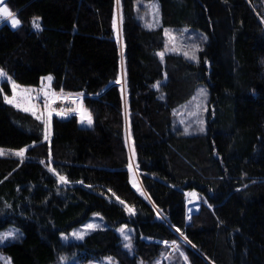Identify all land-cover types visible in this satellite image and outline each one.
<instances>
[{
    "label": "trees",
    "instance_id": "trees-1",
    "mask_svg": "<svg viewBox=\"0 0 264 264\" xmlns=\"http://www.w3.org/2000/svg\"><path fill=\"white\" fill-rule=\"evenodd\" d=\"M134 2L5 0L21 23L0 22V69L19 84L49 74L52 91L84 93L91 123L53 114L45 139L41 120L5 102L0 80V228L20 231L0 252L10 264H149L175 242L186 259L177 264H264V0H155V27ZM182 26L205 36L196 61L159 56L163 28ZM199 83L206 129L185 134L172 109ZM185 190L198 198L188 221ZM91 212L106 225L62 243L58 233ZM121 223L132 228L129 251Z\"/></svg>",
    "mask_w": 264,
    "mask_h": 264
},
{
    "label": "rangeland",
    "instance_id": "rangeland-1",
    "mask_svg": "<svg viewBox=\"0 0 264 264\" xmlns=\"http://www.w3.org/2000/svg\"><path fill=\"white\" fill-rule=\"evenodd\" d=\"M136 15L141 24L145 27H155L160 24V15L158 11L157 4L155 0H135ZM264 15V7H263ZM261 19V18H260ZM116 26H118V16H117V6H116ZM6 22L8 25L9 20H0V22ZM262 21V20H261ZM264 27V19L262 21ZM205 36L202 33L192 30L186 26L182 27H164L163 28V46L160 50L157 51V54L161 56V53L173 52L178 53L184 56L186 59L191 61H196L197 59V50L201 47ZM188 53V55H185ZM195 55L196 59L193 60L190 57ZM0 80H6L10 87L9 98L13 97V88L12 81L8 79V76L5 78H0ZM17 86L15 90V101L10 103L16 108L27 111L36 118L39 117V120L43 124V137L45 138V133L47 131L48 138L51 131L50 117L53 115L48 109V100L44 98L43 91H41L38 86L34 87L32 85H24L14 82ZM158 82L154 83V86H157ZM204 92V95H201V92ZM4 96V97H5ZM207 98L208 90L207 86L204 83H199L195 86L193 92L184 99L182 102L176 104L172 109V124L175 127H178L182 132L192 133V132H202L200 129L203 128V131L206 129L207 122ZM79 106V102H78ZM81 113L83 116L87 117L88 114L83 109L81 102ZM38 119V118H37ZM20 149L13 150L17 152ZM129 181L133 187L139 186V180L137 176V171L134 166L133 161H129ZM58 177V175H57ZM190 191V192H189ZM190 196V197H189ZM189 197V200H187ZM187 200L186 204V221L189 220V212L197 208L198 198L192 190L184 191V200ZM89 224L98 225L94 228H102L106 225L104 219L98 212H91L89 216L81 221L80 223L72 226L67 231H62L58 233V237L62 243L70 241H79L74 233H82L83 236L93 229H86V226ZM122 227L126 228V234L129 235L132 232L131 226H128L124 223H121L114 227L115 231L120 236V242L122 247L125 250H130L125 247L129 241L124 239V236L119 231ZM13 233V236L9 239L0 242V244L5 241H10L19 236V229L11 224H8L0 228V234ZM181 241H184L183 236L180 234ZM180 261L186 263L185 256L181 251L179 245L175 242H168L164 245L163 252H161L151 263L149 264H177ZM115 264L114 259L109 256L101 257L98 259H90L86 262H78L74 260L73 257L67 258L64 257L59 259L58 264ZM0 264H10L9 259L0 252ZM138 264H147L139 262Z\"/></svg>",
    "mask_w": 264,
    "mask_h": 264
},
{
    "label": "snow or ice",
    "instance_id": "snow-or-ice-1",
    "mask_svg": "<svg viewBox=\"0 0 264 264\" xmlns=\"http://www.w3.org/2000/svg\"><path fill=\"white\" fill-rule=\"evenodd\" d=\"M0 20H10L11 25L14 28L18 27L20 25V23H21V21L19 19H17L15 17V14L9 9L7 4L5 3V0H0ZM33 27L36 28L37 30L40 29V23H39V18L38 17L34 18ZM160 55L163 56V53H161ZM185 55H188V53H185ZM190 58L193 59V60L196 59L194 54ZM5 77H7V74L2 69H0V78H5ZM8 79L10 80V78H8ZM46 79L51 81L52 78L51 77H47ZM12 88H13V97L9 98L8 96H5L4 99H5L6 103H14V101H15V90H16L17 86L15 85L14 82H12ZM204 94L205 93L202 91L201 95H204ZM37 118L39 119V117H37ZM83 119H84V117H82V122H83ZM87 121H88L89 124L91 123V116L90 115L87 116ZM200 130L203 131V128H201ZM45 139H48L47 131L45 133ZM26 151H27V149H21V150L15 152L14 154L16 156H19V157L23 158ZM0 154H3L2 151H0ZM49 170L50 171H54V169H51V168ZM57 175H58V180H59L60 183H65V184L69 183L67 177H65L63 175H59V174H57ZM120 202L123 203V201H120ZM127 210H128V212L130 214H134V209L129 207V208H127ZM96 227H98V225L89 224V225L86 226V229H94ZM119 231L124 236V239L126 241H129V243L126 244L125 247L130 249L131 248V242H130L129 235L126 234V228L122 227ZM177 231H179V229H177ZM74 235H76L78 239H82L83 238V234L82 233H74ZM12 236H13V233L0 234V242H3L4 240L9 239Z\"/></svg>",
    "mask_w": 264,
    "mask_h": 264
},
{
    "label": "built area",
    "instance_id": "built-area-1",
    "mask_svg": "<svg viewBox=\"0 0 264 264\" xmlns=\"http://www.w3.org/2000/svg\"><path fill=\"white\" fill-rule=\"evenodd\" d=\"M47 77H50V75H41L38 78L37 86L43 91L44 98L48 100L49 111L58 116H68L72 113H76L79 124L82 126L88 125L87 117L83 116L81 113V98L84 93L68 91L54 92L51 90L50 81L46 79ZM82 117H84L83 122ZM184 202L186 203L187 200L185 199Z\"/></svg>",
    "mask_w": 264,
    "mask_h": 264
},
{
    "label": "bare ground",
    "instance_id": "bare-ground-1",
    "mask_svg": "<svg viewBox=\"0 0 264 264\" xmlns=\"http://www.w3.org/2000/svg\"><path fill=\"white\" fill-rule=\"evenodd\" d=\"M8 22H9V24H11L10 20H9ZM189 197H190V196H189ZM189 197H187V200H188V201H190V200H189Z\"/></svg>",
    "mask_w": 264,
    "mask_h": 264
},
{
    "label": "crops",
    "instance_id": "crops-1",
    "mask_svg": "<svg viewBox=\"0 0 264 264\" xmlns=\"http://www.w3.org/2000/svg\"><path fill=\"white\" fill-rule=\"evenodd\" d=\"M51 118V117H50Z\"/></svg>",
    "mask_w": 264,
    "mask_h": 264
}]
</instances>
